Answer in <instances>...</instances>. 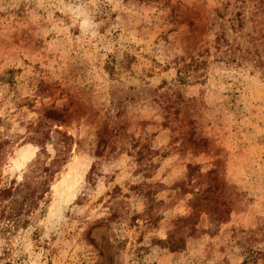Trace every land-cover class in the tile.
Returning a JSON list of instances; mask_svg holds the SVG:
<instances>
[{
  "label": "rangeland",
  "instance_id": "1",
  "mask_svg": "<svg viewBox=\"0 0 264 264\" xmlns=\"http://www.w3.org/2000/svg\"><path fill=\"white\" fill-rule=\"evenodd\" d=\"M25 174L0 264H264V0H0Z\"/></svg>",
  "mask_w": 264,
  "mask_h": 264
},
{
  "label": "trees",
  "instance_id": "2",
  "mask_svg": "<svg viewBox=\"0 0 264 264\" xmlns=\"http://www.w3.org/2000/svg\"><path fill=\"white\" fill-rule=\"evenodd\" d=\"M38 162V165L34 166V168L32 169L31 172H34L36 170H39L41 168V166L39 165V161ZM55 162V161H53ZM49 167H44L41 169V171L37 174L41 175L42 173L43 174H47V172L49 171ZM31 176L30 175H27L25 174L24 176V179L22 182H17V184H15V182H13L12 185H9V186H3L1 189H0V195L2 196V199L6 198V197H10V204H6L4 205L2 208H0L1 210V217L4 218V220H11V221H14L17 219V217L19 216L18 213H16L14 211V208H13V205H12V202H11V196H17L21 193V190L23 189H29L30 188V185L32 186V179L30 178ZM38 177V179L40 180H36V182H34V185L32 186L33 189H31V192H27V195H25L24 198L26 199H29V197L31 198V193H33L36 189H39V188H42V192H49L50 191V186H49V179H47L46 177L44 178H41L40 176H36ZM7 209V210H6ZM0 217V221H1V218Z\"/></svg>",
  "mask_w": 264,
  "mask_h": 264
}]
</instances>
